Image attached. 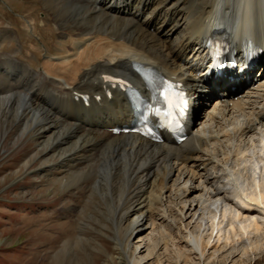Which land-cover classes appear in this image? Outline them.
<instances>
[{
  "label": "bare ground",
  "instance_id": "obj_1",
  "mask_svg": "<svg viewBox=\"0 0 264 264\" xmlns=\"http://www.w3.org/2000/svg\"><path fill=\"white\" fill-rule=\"evenodd\" d=\"M46 1L57 19L48 28L46 19L20 17L23 30L33 38L55 37L51 48L42 45V62L35 67L22 62L12 44L10 52L0 53V133L16 131L17 137L34 138V152L23 168H31L36 193L61 187L62 195L83 196L82 206L92 203L90 216L104 227L120 263L143 264L137 254L150 244L152 252L163 250L168 264L192 263V254L198 264L207 262L213 242L209 246L208 236L203 243L206 219L212 233L219 224L216 215L222 210L226 215L234 201L245 211L258 209L264 215V186L260 190L256 178L264 166L263 1ZM221 24L232 32L229 52L237 50L239 64L244 60L239 54L244 36L250 35L261 52L255 66L246 72L243 68L241 76L237 68H223L222 78L210 80L212 90L205 95L207 81L196 69L207 70L203 40ZM14 37L11 23L1 27L0 48ZM29 49V55L40 54L36 44ZM135 69L182 84L192 120L186 141L166 137L157 144L138 134L115 132L130 123L133 109L104 77L126 79L149 98ZM250 149L258 152L255 160L247 157ZM249 167L252 192L247 194L244 173ZM76 206L70 213L77 237L61 248L69 260L84 241L78 238V221L85 211ZM235 215L242 217L239 211ZM195 216L198 225L191 232L185 222ZM232 219L227 220L229 237L223 248L238 252L240 247L248 253L264 247V221L237 225ZM147 230L137 237L140 251L131 248L132 236ZM248 233L254 237L248 239ZM244 237L247 245L242 244ZM260 253L264 259V250Z\"/></svg>",
  "mask_w": 264,
  "mask_h": 264
},
{
  "label": "rangeland",
  "instance_id": "obj_2",
  "mask_svg": "<svg viewBox=\"0 0 264 264\" xmlns=\"http://www.w3.org/2000/svg\"><path fill=\"white\" fill-rule=\"evenodd\" d=\"M54 12L47 5L46 0H0V28L11 23V27L16 33V38L5 41V45L0 48V53L10 52L12 47L9 44H12L14 49L20 53L18 57L22 62H26L31 67L41 63L45 52L42 45L49 44L51 48L54 46L55 37L44 34L43 38H39L37 35L33 38L31 32L23 30L20 17H37L40 22L46 19L48 28V24L53 21L57 22ZM170 27L171 25L168 28ZM18 44L21 45V49ZM34 44L37 45V48H41L38 56L27 54L30 51L29 46ZM50 48H48L49 51L56 54ZM2 133L5 131L0 133V264H125L124 261L120 263L117 260L112 241L105 235L104 227L98 226L90 216L94 211L92 203L88 204L89 206H82L83 196L76 192L74 193L77 194V199L62 195L61 187L56 192L48 188L46 192L36 193L37 183L31 178V168L27 170L23 168V162L26 158L29 159L34 152V138L31 136L17 137L16 131H9L4 135ZM7 135V142L2 144L3 138ZM255 153H258L257 150L250 149L247 157H252L255 160L257 156ZM262 166L256 172V178L259 177L260 180V190H263L262 186H264V166ZM251 172H253V168L249 167L244 173V179L248 183L247 194L252 192V188L249 186ZM33 188L34 192H32ZM75 204L84 208L85 211L80 218L81 222L78 221V238L82 237L84 241L78 245L72 260H69L65 252H61V248L67 240L72 241L77 237V233L73 231L76 226V223H73L75 218L70 213V208L77 207ZM228 207L226 215L223 210L216 215V222L220 218L219 224L212 233L210 220L206 219L204 222L206 225L201 229L203 243L207 241L208 236H211L209 246L213 242V249L208 247L206 256L209 255L210 259L200 264H254L257 259H260L257 264H264L263 253H260L264 247L257 251L255 248L248 250V253L241 252L240 247H238V252L229 250L228 245L223 248L227 237H229L227 220L233 217L232 220L237 225L253 219L263 223L262 211L258 209H254L252 212L245 211L235 201L230 202ZM236 211H239L242 217L237 218ZM68 222H72V224ZM185 223L188 224L187 228L191 232L196 231L195 227L198 225L196 216L188 218ZM61 224L68 226L61 227L59 226ZM81 227L83 233H79ZM99 227L102 228V231L97 230ZM147 233L148 230L142 236L134 234L130 240V247H138L140 244L138 240L141 239H137V237H143ZM253 237L252 233H248V239ZM262 242L264 243V240ZM247 243L244 237L242 244L247 245ZM142 246L144 247V245ZM149 246L148 249L145 247L141 251L142 247L137 248V251H140L137 257L143 260V264L169 263L168 258L165 257L167 255L162 249L156 248L152 252L153 246L151 244ZM191 259L192 263L189 262V264H198V257L192 254Z\"/></svg>",
  "mask_w": 264,
  "mask_h": 264
},
{
  "label": "snow or ice",
  "instance_id": "obj_3",
  "mask_svg": "<svg viewBox=\"0 0 264 264\" xmlns=\"http://www.w3.org/2000/svg\"><path fill=\"white\" fill-rule=\"evenodd\" d=\"M105 80L113 82L112 77H104ZM118 83H123L122 81ZM148 87L152 89L151 99L157 103H163L166 107V111L161 113L160 108H154L151 104L145 105L148 111L154 112L157 117L163 116L162 123L166 126L173 124L179 126L181 120L187 115L189 109V98L187 94L179 88V86L173 85L172 83L160 79L157 81L148 82ZM139 98V97H138ZM159 98V99H158ZM133 110L136 111L137 107L135 104L132 105ZM142 121L148 119L144 113H140Z\"/></svg>",
  "mask_w": 264,
  "mask_h": 264
}]
</instances>
